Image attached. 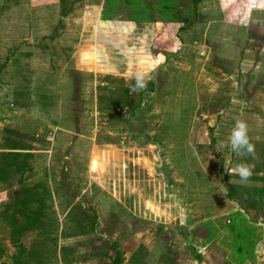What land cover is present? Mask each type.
<instances>
[{"label": "rangeland", "instance_id": "rangeland-1", "mask_svg": "<svg viewBox=\"0 0 264 264\" xmlns=\"http://www.w3.org/2000/svg\"><path fill=\"white\" fill-rule=\"evenodd\" d=\"M0 144V264L17 194L25 264H264V0H0Z\"/></svg>", "mask_w": 264, "mask_h": 264}, {"label": "clouds", "instance_id": "clouds-1", "mask_svg": "<svg viewBox=\"0 0 264 264\" xmlns=\"http://www.w3.org/2000/svg\"><path fill=\"white\" fill-rule=\"evenodd\" d=\"M135 84L130 88V92L135 93L143 90L147 87L145 76L143 73H137L134 76ZM228 145L231 151L237 153L239 156L254 155L255 145L251 143L248 135V125L244 120L236 119L234 127L228 137ZM223 143L218 146L223 147ZM226 167V166H225ZM254 165L247 163H238L231 169L226 167L227 172L232 176L233 174L238 175L241 183H247L253 175ZM233 181L231 180L230 183ZM225 197L228 196L227 190L222 189L221 192Z\"/></svg>", "mask_w": 264, "mask_h": 264}, {"label": "trees", "instance_id": "trees-1", "mask_svg": "<svg viewBox=\"0 0 264 264\" xmlns=\"http://www.w3.org/2000/svg\"><path fill=\"white\" fill-rule=\"evenodd\" d=\"M104 18H106L105 13H104ZM13 149H17V148H13ZM0 156H2V158H3V162H4L3 166L4 167L6 166V168L3 167L4 170L9 169V167L11 166V163L13 161L18 160V159H20V157L23 156L21 163H19V165H18L19 166L18 168L23 169V168L27 167V158L30 157L31 154L30 153H22V152H18V151H10V152H1ZM255 190L257 193H263L264 194V188L263 187L256 188ZM31 198H33V197L20 198V196L18 194L14 196L13 208H14L15 212H13V216H12V227H13V229L11 231L10 239L14 245H19V250L17 253L12 255V258H13L12 264H25V263H27V260L24 256L26 248L22 245V243L20 241V235L26 230V227L21 224L20 219L17 218V216H16V213L23 211L19 207L20 203L29 202L31 200ZM32 219H34V218H32ZM197 256L200 257L201 254L198 252ZM114 263L115 264H122V259L119 257L118 259L115 260Z\"/></svg>", "mask_w": 264, "mask_h": 264}, {"label": "crops", "instance_id": "crops-1", "mask_svg": "<svg viewBox=\"0 0 264 264\" xmlns=\"http://www.w3.org/2000/svg\"><path fill=\"white\" fill-rule=\"evenodd\" d=\"M241 18H242V17H240L239 20H241ZM5 120H6V119H5ZM20 150H23V149H22V148L13 149V148H9V147H3V146H1V144H0V153H1V152H10V151H18V152H22V151H20Z\"/></svg>", "mask_w": 264, "mask_h": 264}, {"label": "built area", "instance_id": "built-area-1", "mask_svg": "<svg viewBox=\"0 0 264 264\" xmlns=\"http://www.w3.org/2000/svg\"><path fill=\"white\" fill-rule=\"evenodd\" d=\"M5 196H3V192L0 193V204L5 200Z\"/></svg>", "mask_w": 264, "mask_h": 264}, {"label": "water", "instance_id": "water-1", "mask_svg": "<svg viewBox=\"0 0 264 264\" xmlns=\"http://www.w3.org/2000/svg\"><path fill=\"white\" fill-rule=\"evenodd\" d=\"M102 18V17H101ZM103 21H105L104 19H102ZM260 247H261V244L259 243L258 245H257V253H259V251H260Z\"/></svg>", "mask_w": 264, "mask_h": 264}]
</instances>
